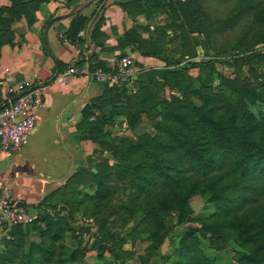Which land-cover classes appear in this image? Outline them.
Wrapping results in <instances>:
<instances>
[{"label":"trees","instance_id":"obj_1","mask_svg":"<svg viewBox=\"0 0 264 264\" xmlns=\"http://www.w3.org/2000/svg\"><path fill=\"white\" fill-rule=\"evenodd\" d=\"M42 1L10 0L9 5H0V54L5 45L14 44L17 22L25 18L32 24L36 20ZM216 1L230 0L122 2L134 18L141 14L149 18L158 10L167 14L168 22L163 25H142L135 20L119 37L117 47L123 55L131 47L143 56L159 58L164 66L142 69L135 93L126 86L105 84L104 93L86 106L83 137L98 145L86 160L88 167L83 163L62 191L42 201L44 212L33 223L16 226L12 239H1L0 264H62L59 242L69 226L64 224L66 217L47 212L57 200L85 212L92 210L104 231L110 232L111 226L126 229L134 222L129 233L133 239L147 235L148 257L182 223L187 224L186 229L174 252L165 256L167 262L223 264L202 250L201 234L210 247L232 250L235 264H264V73L256 75L254 67L264 68V53L257 48L264 45V0H232L225 15L215 8ZM103 20V15L97 16L92 39L97 40ZM87 22L86 16L77 14L68 38L75 41ZM237 27L241 34L235 45L215 48L217 36ZM143 33H151V37L145 38ZM195 35L204 36L206 46L210 44L205 48L215 49L211 55L215 59L189 60L182 65L186 56H197L202 42ZM220 56L230 65H248L260 81H244L238 86V79L218 74L222 80L217 90L211 79L195 87L197 77L215 78V60ZM180 64L181 68H171ZM253 104L260 107L258 114L251 109ZM97 110L99 115L90 120ZM118 119L126 120L133 136L114 134ZM145 122L154 130L137 136L135 128ZM81 185L88 188L79 190ZM71 192L80 196L77 202L67 200ZM197 194L215 206L213 214L194 216L190 200ZM31 231L40 232V241L31 242L26 249ZM107 239L118 244L124 241L114 233ZM96 245L100 253L106 249L105 244ZM76 257L73 253L71 258Z\"/></svg>","mask_w":264,"mask_h":264},{"label":"crops","instance_id":"obj_2","mask_svg":"<svg viewBox=\"0 0 264 264\" xmlns=\"http://www.w3.org/2000/svg\"><path fill=\"white\" fill-rule=\"evenodd\" d=\"M124 1L50 0L36 11L32 24L25 18L17 22L14 44L2 48L0 108L5 104L8 84L32 79L48 86L28 145L14 153L0 150V188L4 183L11 184L15 199L24 202L36 219L44 212L42 201L62 191L98 148L91 139L83 137L81 126L84 109L104 93V85L84 76L64 83L57 79L58 74L73 65L103 68V63V69L108 70L116 63L123 53L117 48L119 37L135 25V20L144 24L145 17L129 15L122 5ZM77 14L88 18L86 35L72 41L67 31ZM98 15H103L104 20L94 40L91 33ZM125 51L141 58L145 66L161 64L159 58L143 56L138 50L131 51V47ZM98 115L97 110L90 120Z\"/></svg>","mask_w":264,"mask_h":264},{"label":"rangeland","instance_id":"obj_3","mask_svg":"<svg viewBox=\"0 0 264 264\" xmlns=\"http://www.w3.org/2000/svg\"><path fill=\"white\" fill-rule=\"evenodd\" d=\"M50 0H43L41 2V6L45 2H48ZM10 3V0H0V5H9L7 3ZM233 6V1H216L215 8H217V11L220 15L227 14ZM144 24H153L154 26L157 25H163L164 23L168 22V16L166 13H163V10L155 11L154 13L150 14V17L147 18L146 15H144ZM142 24V25H144ZM152 26V28H154ZM240 27H237L235 31L219 35L216 37L217 42L215 44V48H231L233 45H235V42L240 37ZM145 38H150L151 33H143ZM194 38L197 41L202 42L201 45L197 47V56L191 57L186 56L187 58L184 62H188L189 60L194 61H201V60H213L215 59V49L214 48H205L210 46L208 44L206 46V39L204 36H198L195 35ZM175 46L177 45V42L173 43ZM263 44H259L257 48H261L262 52L264 53ZM172 48V47H170ZM208 49V50H207ZM206 52H209V55L206 54ZM233 53H237L236 50H232ZM229 58V57H228ZM226 57L220 56L217 60H215V78H210L209 75H203L200 78L194 79V86L200 87L203 81H207L209 79L212 80V85L214 89L220 88V83L222 80V76H224L227 79H238L237 85L239 86L240 83L246 81L255 83L257 80L260 81V79H255V75L250 73V69L248 65L240 64L237 65H230L229 63L225 62ZM183 65V64H182ZM164 66V62L161 60V64L159 67ZM180 65H173L171 68H181ZM257 72L256 75L264 73V68H260L258 64L254 65ZM151 68L148 66H145L144 63L141 61V58L136 57V70H137V79L133 85L137 89L138 87V79L140 78V75H142V69ZM157 68V67H154ZM211 70V69H210ZM210 74V73H209ZM218 74H221L220 76ZM133 85L130 86V90L132 91ZM135 93V92H132ZM258 105H251V109L258 114L259 110ZM120 119L115 123V129L114 134L123 136L124 134L133 136V131L130 129L128 133L122 132V130L118 128H121L122 124L120 123ZM146 124H150L148 122L142 123L140 125L146 126ZM151 125V124H150ZM147 131H153L154 128L149 130L146 128ZM118 130V132L116 131ZM146 131V132H147ZM106 155V154H105ZM107 157V156H106ZM114 161L111 157L110 159V165H113ZM86 167L88 165L86 164ZM94 169V168H93ZM96 169V168H95ZM86 185H81L79 187V190H86ZM92 192V191H91ZM79 195H83L80 191ZM78 194L71 192L69 196H67V200L70 202H77L79 197ZM55 206H52L47 212L51 214L53 217L64 216L66 217L64 219L65 226L68 225L69 227H66L64 231V237L59 242L61 246H63L62 251V258L63 262L62 264H172V262H167L165 259L166 255H171L174 252L175 244L177 240H179L180 235L184 232L186 229L187 224H176L173 229L170 231L168 237L165 239V241L162 243L160 248L157 251L152 252V255L148 257V251L147 246L148 242L145 240L147 238V235L143 234L142 237L133 239L130 235L131 226H133L134 222H131L129 226L126 229H121L120 227H112L110 228V232L104 231L103 229H100V226L98 224V217L93 214L92 210L85 212L84 209H76L75 204H72L71 206L64 200L60 201L57 200L56 203H54ZM190 204L193 210L194 216H197L198 218L208 217L215 211V206L207 201V198L203 195L197 194L194 195L191 200ZM174 217V222L176 221V217ZM47 226L46 223H43L42 227L45 228ZM110 226V225H108ZM118 234L119 236L123 237L124 241L121 244L115 243L113 240H108V234ZM200 240H201V248L202 250L208 255L209 258L216 261V263H223V264H235L234 261V252L230 249H215L213 247H210L208 244V240L205 239L200 234ZM40 241V232L38 231H31L29 235L26 237V249L29 248V245L31 242H39ZM98 243L105 244L106 249L103 253H100L97 250ZM3 246V245H2ZM1 246V247H2ZM111 248V250L109 249ZM75 254L77 257L75 260H73L72 254ZM149 258L150 260L148 262H145L141 257ZM141 258V259H140ZM15 264V263H14Z\"/></svg>","mask_w":264,"mask_h":264},{"label":"built area","instance_id":"obj_4","mask_svg":"<svg viewBox=\"0 0 264 264\" xmlns=\"http://www.w3.org/2000/svg\"><path fill=\"white\" fill-rule=\"evenodd\" d=\"M85 35V29L78 33V37ZM185 63L187 62L182 64ZM5 71L9 72L10 68H5ZM75 76L88 77L103 85L126 86L131 93L136 92L137 89L133 85L137 79L136 58L130 53L120 54L116 63L108 70L92 68L90 64L73 65L60 72L57 79L66 83ZM131 85L132 91L129 89ZM47 88L46 84L37 83L32 79L7 85L5 104L0 108L1 151L19 152L28 145L38 121V112L45 104ZM118 129L124 133L129 132L125 119ZM84 165L86 166V163ZM35 219L36 216L28 206L15 199L12 185L4 183L0 188V239H12L11 233L16 226L31 224Z\"/></svg>","mask_w":264,"mask_h":264},{"label":"water","instance_id":"obj_5","mask_svg":"<svg viewBox=\"0 0 264 264\" xmlns=\"http://www.w3.org/2000/svg\"><path fill=\"white\" fill-rule=\"evenodd\" d=\"M151 130L153 127L150 124L144 125H139L137 128H135L134 132L137 136H142L144 133H146L147 129ZM95 172L97 171L95 168L93 169Z\"/></svg>","mask_w":264,"mask_h":264}]
</instances>
